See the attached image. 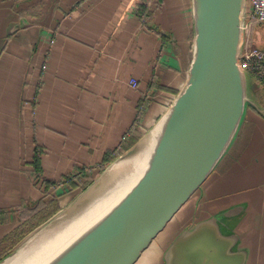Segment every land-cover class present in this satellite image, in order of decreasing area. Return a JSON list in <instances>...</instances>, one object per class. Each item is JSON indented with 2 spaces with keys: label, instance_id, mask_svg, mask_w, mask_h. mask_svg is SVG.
I'll list each match as a JSON object with an SVG mask.
<instances>
[{
  "label": "crops",
  "instance_id": "0c3cea01",
  "mask_svg": "<svg viewBox=\"0 0 264 264\" xmlns=\"http://www.w3.org/2000/svg\"><path fill=\"white\" fill-rule=\"evenodd\" d=\"M144 3L0 0V241L25 227L29 235L69 204L185 84L190 0H151L145 23ZM248 44L264 51L262 26ZM249 75L248 95L264 109L254 97L264 88ZM78 176L82 186L60 184ZM212 218L238 237L246 264H264V117L251 107L218 168L136 264H164L181 232Z\"/></svg>",
  "mask_w": 264,
  "mask_h": 264
},
{
  "label": "water",
  "instance_id": "95a60500",
  "mask_svg": "<svg viewBox=\"0 0 264 264\" xmlns=\"http://www.w3.org/2000/svg\"><path fill=\"white\" fill-rule=\"evenodd\" d=\"M190 3L192 60L173 102L77 198L27 235L0 264L31 236H46L132 177L116 200L43 264H136L218 168L248 107L264 117V109L248 95L249 74L241 68L247 0ZM238 240L223 233L218 219L201 221L171 242L164 264H246Z\"/></svg>",
  "mask_w": 264,
  "mask_h": 264
},
{
  "label": "bare ground",
  "instance_id": "6f19581e",
  "mask_svg": "<svg viewBox=\"0 0 264 264\" xmlns=\"http://www.w3.org/2000/svg\"><path fill=\"white\" fill-rule=\"evenodd\" d=\"M134 178L122 182L84 213L51 230L46 236L38 240L35 237L38 233L31 236L17 248L16 253L11 257L12 259L5 264H43L63 248L86 224L116 200L130 186Z\"/></svg>",
  "mask_w": 264,
  "mask_h": 264
},
{
  "label": "built area",
  "instance_id": "2783aa9c",
  "mask_svg": "<svg viewBox=\"0 0 264 264\" xmlns=\"http://www.w3.org/2000/svg\"><path fill=\"white\" fill-rule=\"evenodd\" d=\"M151 0H145V7L149 10L148 5ZM142 21L148 22L149 16L142 15ZM254 24H258L264 28V0H247V12H246V20H245V45L241 55V68L246 71L248 74H251L257 81V83L264 88V51L249 46L248 39L251 35ZM45 68V67H44ZM131 85L133 88H138L137 80H131ZM147 101L153 100V97L149 94L146 95ZM143 106V105H142ZM141 106V107H142ZM133 131H130L126 134L122 145L120 146V154L125 152V144L127 140L131 138ZM92 178V177H91ZM89 179L92 182V179H95L96 176L92 179ZM75 181L80 182V186H82V182H84L80 176L75 178H65L60 184L71 185ZM89 182V183H90ZM82 189V188H81Z\"/></svg>",
  "mask_w": 264,
  "mask_h": 264
},
{
  "label": "trees",
  "instance_id": "16d2710c",
  "mask_svg": "<svg viewBox=\"0 0 264 264\" xmlns=\"http://www.w3.org/2000/svg\"><path fill=\"white\" fill-rule=\"evenodd\" d=\"M139 14L140 17L142 15H146L152 17L153 15L150 14L145 7L144 4L139 5ZM128 149V148H127ZM111 160H109L106 164H109ZM5 216L4 212L0 211V224L4 222ZM30 231L20 230L16 231L10 237L6 238L5 240L0 241V262L11 252V250L20 243L29 233Z\"/></svg>",
  "mask_w": 264,
  "mask_h": 264
},
{
  "label": "rangeland",
  "instance_id": "374dc122",
  "mask_svg": "<svg viewBox=\"0 0 264 264\" xmlns=\"http://www.w3.org/2000/svg\"><path fill=\"white\" fill-rule=\"evenodd\" d=\"M249 77H250V75H249ZM254 97H255V98H258V99H261V98L264 99V90H261L260 92H257V93L255 94ZM262 103H263V102H262ZM41 181L43 182V180H41ZM80 193H81V192L76 193V196L74 197V199L77 198V197L79 196ZM74 199H73V200H74ZM73 200H72V201H73ZM72 201H71V202H72ZM71 202H70V203H71ZM70 203H69V204H70ZM69 204L67 203L66 206L69 205ZM66 206H64V207H66ZM62 209H63V208H62ZM33 223H34V221H33ZM31 229H32L31 227H25V228H24V230H26V231H27V230L30 231ZM16 250H17V249H16ZM16 250H15V251H16ZM14 253H16V252H14ZM14 253H13L12 255H14ZM11 257H12V256H11ZM11 257H9L7 260H5L2 264H5V263L8 262L10 259H12Z\"/></svg>",
  "mask_w": 264,
  "mask_h": 264
}]
</instances>
